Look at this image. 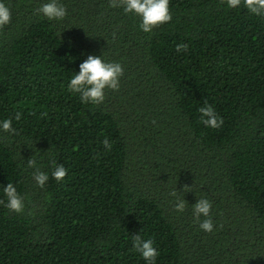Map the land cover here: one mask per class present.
<instances>
[{
  "label": "trees",
  "instance_id": "16d2710c",
  "mask_svg": "<svg viewBox=\"0 0 264 264\" xmlns=\"http://www.w3.org/2000/svg\"><path fill=\"white\" fill-rule=\"evenodd\" d=\"M4 2L0 119L16 133L0 132V201L11 182L25 208L0 203V264H146L134 235L153 240L156 264H264V17L170 0L171 21L144 33L110 0H62L59 22L36 13L47 0ZM89 54L124 69L99 105L67 88ZM205 102L222 127L200 122ZM29 158L49 174L43 189ZM200 198L212 233L194 221Z\"/></svg>",
  "mask_w": 264,
  "mask_h": 264
},
{
  "label": "clouds",
  "instance_id": "9594fccd",
  "mask_svg": "<svg viewBox=\"0 0 264 264\" xmlns=\"http://www.w3.org/2000/svg\"><path fill=\"white\" fill-rule=\"evenodd\" d=\"M229 9H238L241 5L251 14L264 17V0H223ZM170 0H110V7L122 8L125 14H133L139 18V29L144 33H150L152 30L163 23L172 19ZM36 13L49 21H63L68 15L67 7L62 0H47L40 4L35 10ZM11 21V11L4 0H0V27L8 25ZM187 45H177L176 51L179 53L186 50ZM124 74V69L120 62L107 61L103 55H87L79 64V70L74 71L67 84V88L73 94H77L82 104L99 105L105 100V90H119L120 78ZM200 113V122L208 128L218 129L224 124V120L217 114L214 107L205 102L198 109ZM16 120L20 119L17 113ZM0 132L15 134L11 118L0 119ZM104 147L111 150L112 145L108 138L103 141ZM27 167L35 169L33 179L37 187L43 189L49 180V174L41 171L36 159L29 158ZM67 174V169L62 164L53 163L51 177L57 182L63 180ZM185 192H191V187L185 185L182 189ZM4 199L0 201L11 212L22 213L25 208L24 198L20 195L17 187L8 182L2 187ZM175 198V211L183 213L186 207V200L181 198L177 191L169 193ZM212 203L207 198L197 199L192 206V215L194 221L199 223V228L203 232L212 233L216 228L213 219L210 216ZM203 217V219H201ZM133 247L141 254L146 264H156L159 252L154 247L152 239H143L139 235L133 236Z\"/></svg>",
  "mask_w": 264,
  "mask_h": 264
}]
</instances>
